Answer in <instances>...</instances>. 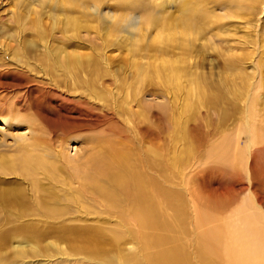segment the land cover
Masks as SVG:
<instances>
[{
	"label": "rangeland",
	"instance_id": "obj_1",
	"mask_svg": "<svg viewBox=\"0 0 264 264\" xmlns=\"http://www.w3.org/2000/svg\"><path fill=\"white\" fill-rule=\"evenodd\" d=\"M158 1L0 0V84L24 79L32 89L27 96L0 88V108L10 109L0 116L2 160L32 137L53 139L41 119L56 122L57 131L61 122L56 136L69 120L90 121L65 133L63 144L54 137L56 149L76 162L101 156L105 141L130 154L132 169L147 180L144 195L162 235L144 244L130 221L120 224L116 210L94 192L81 193L70 178L75 171L58 164L51 191L66 222L13 230L1 226L7 217L0 208V257L21 246L27 254L18 251L19 263L159 264L156 255L167 249L187 264H206L205 237L222 226L216 248L220 254L226 246L230 257L221 252L215 264H234L228 245L240 239L243 221L264 230V0L251 10L250 0H208L202 36L168 54L178 71L171 69L173 60L158 68L147 49L150 39L138 32ZM64 18L77 20L74 31ZM62 94L74 107L79 102L78 115L54 106ZM39 101L40 115L33 110ZM6 173L0 171V181L22 180L16 171ZM30 231L39 247L27 244L30 234L24 240Z\"/></svg>",
	"mask_w": 264,
	"mask_h": 264
},
{
	"label": "bare ground",
	"instance_id": "obj_2",
	"mask_svg": "<svg viewBox=\"0 0 264 264\" xmlns=\"http://www.w3.org/2000/svg\"><path fill=\"white\" fill-rule=\"evenodd\" d=\"M250 1L251 4L247 6L248 8L250 7L249 10L253 9V5L259 2V0H250ZM207 2L208 0H172L170 2H167L166 0L158 1L160 7L157 11H154L151 14L149 22H145L144 25L146 28L145 29L139 28L138 30V32L139 31L144 32L142 34L144 39L146 38L150 39V46L147 49L153 51L154 55L152 56L154 60L157 62L158 68L161 69L164 68L170 60H173L172 61L173 66H171V69L178 71L174 67V65L177 64V61L174 60L176 57L169 59L168 56L170 55L168 54L171 52L177 54L178 52H182L186 50L187 45L188 44L191 45L192 37L194 35L202 36L204 31L201 23L207 22V16L204 12H202V10L205 9L204 5H206ZM58 5H60V3L59 1H56L55 6L57 7ZM64 19H65L64 25L71 28V30L73 29L74 31L77 20L75 18H64ZM138 41L139 40L137 39V42ZM41 43H42V47L46 49V44L43 43L42 41ZM69 57L79 58L71 54L69 55ZM0 88L3 89L4 91L8 89H18L27 96H29V94L32 92L31 91L32 89L27 85V82L24 79H17L14 82H12V84L9 83L0 84ZM59 96L61 95L59 94ZM64 97L65 98H63L59 102H56L55 103L56 105L54 106H56V108L59 107L60 109H67V111L69 112L74 111L75 113H77L76 115H78V112H80L81 109V107L78 106L79 102L76 101L78 104H76V106L74 107L72 106L73 103L70 102L71 97L69 98L66 96ZM35 104L36 105L35 107H33L34 108L33 110L35 113L40 115L42 112L39 109V107L41 106L42 102L41 101L35 102ZM16 106L18 107L17 109L21 111H25L23 110L25 105L21 104L20 101L17 102ZM38 109L41 112L40 114L38 113L39 112ZM6 111L10 112V109L4 110L0 108V116L3 115L1 113H5ZM66 113L64 116L67 115ZM82 114L84 115V113ZM41 120L44 122V124L47 125V127H49V131L51 130L53 139L50 138L51 140L49 141L47 140L42 141L43 139L41 140V138L32 137L29 143L22 144L21 146L18 147V151H19L18 153H15L12 156L8 155V157H6L4 160H2V158L0 157L1 158L0 171H2L5 174H7L6 171L9 172L10 174L16 171L18 176H21L22 178L21 181L16 180L18 178L10 180V182L14 183V185H11L9 182H7L8 179H5L6 181L1 179L0 181V208L5 211L7 217L5 218L6 219L5 223L1 224V226L5 227L11 224V227H14L13 230H15V227L18 228L21 227L23 228L22 229L23 231L28 229V230H33L35 232L34 229H38V230L41 228L45 229L48 228L49 226L57 227V226H61L60 223L64 221L66 222V219L65 220L62 219L64 218V216L61 217L63 212L62 210H60L61 208H57V204H55L54 193L51 191V189L55 186L53 181H55L54 177L56 176L57 170L60 169V167H58L59 164L61 165V167L63 166L61 170L63 169L66 170L65 168H68L69 166L70 170L73 169L75 171L76 177L71 176L70 178L78 183L75 185H78V190L81 193L91 191L92 193L94 192L95 194H97L104 202L107 203V205H110L108 206L109 209L116 210L118 214V221L120 224H126L128 221H130V223H132L133 226H135V228L138 229L136 235L137 238L140 241H144V244L148 243L149 245V242L153 244L156 238L159 239L162 236L159 235V231L156 229L154 225L153 216L150 213L152 212L150 211V209L154 206L152 205V201L149 200L150 197L148 198V192L146 193V195H144V191L147 188L145 181L147 180L137 171L132 169L130 164L131 158H129L130 154L128 155V153L114 148L109 142L105 141L104 143H107L105 148H102L99 151V153H102L101 156L94 157L93 155L89 154L83 160L79 158L82 161L79 160L80 162H76L70 159L68 156H66L62 151L56 149L55 144L58 141L54 140V137L56 139H59L60 142H62L63 144L65 133L70 134L69 133L70 131H73L76 128L80 129V127H85L87 123H91V122L86 121L84 119H81L80 121L69 120V122L65 125L66 127L64 129L63 128L60 129L62 135L56 136V132H55L56 129L53 126V124L56 122L51 124L45 122L44 119ZM59 120L61 121V119ZM59 125L57 126L58 128L56 127L58 131L60 128ZM42 144L47 145L48 148L47 149L44 148V150H42L41 147L38 148L39 145ZM49 146L52 149L49 148ZM40 149L42 150V152L39 153V155L38 153L35 154L36 150L38 151ZM46 150L51 152H46ZM69 171L67 173H69ZM25 180L27 182H25ZM42 180L46 181L47 183L45 184V182H43ZM58 180H56V182ZM62 184L64 183L62 182ZM99 197L97 198L98 200ZM120 198H123L125 201H127L126 204L125 201L122 204L123 201L121 202ZM99 203H101L100 200ZM125 205L128 206L125 207ZM117 209H119V211ZM249 217L252 219V216H250V214ZM254 219L256 220V218ZM243 222H244L243 229L240 230L239 233L237 234V236H239L240 239H236L235 242H231L228 245L229 247L233 246L231 248L233 250L235 249V252H233L231 249H229V252L233 254L234 256L233 260L237 264H264V230L262 231L261 229H259L256 223L252 224L251 220L249 221L246 220ZM222 232H223L222 226L220 227L218 226L209 231L208 236L210 235V237L208 238L205 237L206 248L204 249L203 253L201 252L202 253L201 256L206 261V264H215L217 260H220V256L222 253H224L222 254V257L223 255L229 256L227 253L228 249L226 251V246L222 247V249L220 250V254L218 253V248H216L219 245L221 247L220 242L223 237ZM20 233L22 232L20 231ZM43 233H41V236ZM28 234L30 235L28 236ZM23 235L24 234L22 233V236ZM26 235L28 236V238L30 237L29 239L26 238V242L28 245L32 243V244H36V246L39 247L38 238L36 237V235L33 234V232L30 231L26 233L24 236V240ZM0 238H2V236ZM36 239L37 241H35ZM1 245L2 244H0V246ZM92 249L90 251H93ZM19 250L27 254L26 248L21 246H15L13 247L14 252L11 251L13 252L12 255L15 256L5 255L6 257L5 256L3 258L0 257V259H2V261L0 260L2 262L1 264L32 263V261L30 263L29 262L19 263L18 262L19 256H17ZM162 251L163 253H158L156 255V260L159 262V264H187V262H185L183 259H180L179 258L180 256H176L172 251L168 252L167 249H164ZM93 252L96 253L95 250ZM20 257L22 260L27 256L24 257L20 256Z\"/></svg>",
	"mask_w": 264,
	"mask_h": 264
}]
</instances>
